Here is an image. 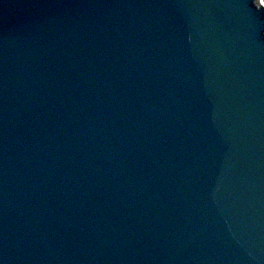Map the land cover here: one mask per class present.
Instances as JSON below:
<instances>
[{
    "label": "water",
    "instance_id": "95a60500",
    "mask_svg": "<svg viewBox=\"0 0 264 264\" xmlns=\"http://www.w3.org/2000/svg\"><path fill=\"white\" fill-rule=\"evenodd\" d=\"M0 264H264L261 0H0Z\"/></svg>",
    "mask_w": 264,
    "mask_h": 264
},
{
    "label": "rangeland",
    "instance_id": "374dc122",
    "mask_svg": "<svg viewBox=\"0 0 264 264\" xmlns=\"http://www.w3.org/2000/svg\"><path fill=\"white\" fill-rule=\"evenodd\" d=\"M263 2H264V0H263Z\"/></svg>",
    "mask_w": 264,
    "mask_h": 264
}]
</instances>
